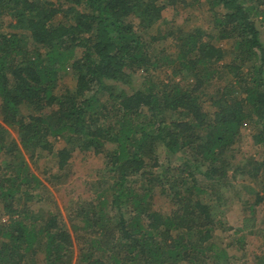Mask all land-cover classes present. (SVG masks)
Listing matches in <instances>:
<instances>
[{"label": "trees", "instance_id": "16d2710c", "mask_svg": "<svg viewBox=\"0 0 264 264\" xmlns=\"http://www.w3.org/2000/svg\"><path fill=\"white\" fill-rule=\"evenodd\" d=\"M183 4L0 0V264H232L214 241L232 226L214 207L236 181L256 188L244 210L264 201V0H207L210 30L148 33L162 8ZM168 36L172 53L155 44ZM163 67L191 81L153 82ZM249 122L261 156L235 163ZM182 149L189 158L170 165ZM89 153L104 154L112 182L65 213L35 208L46 182ZM40 154L54 155L56 173L34 171ZM259 227L254 264H264Z\"/></svg>", "mask_w": 264, "mask_h": 264}, {"label": "rangeland", "instance_id": "374dc122", "mask_svg": "<svg viewBox=\"0 0 264 264\" xmlns=\"http://www.w3.org/2000/svg\"><path fill=\"white\" fill-rule=\"evenodd\" d=\"M55 1V0H53ZM162 19L164 21H158L154 27L148 32L151 34H162L167 30H172L177 27L183 30H190L192 28L200 27L210 30V14L208 11L207 0H186V4L181 5H168L161 9ZM11 30L5 25L2 26L1 30ZM22 36L26 35V31H17ZM146 33V32H145ZM147 38V36H145ZM264 39V33H262ZM174 38L168 36L166 40L159 41L156 44V48H163L166 53H172L175 48L172 44ZM218 45L223 48H228L229 43L226 41H218ZM156 49V50H157ZM134 74L131 82L128 85L129 88H137L141 85L142 76L141 74ZM173 74L168 67H163L160 71L155 73L153 82H168L169 76L174 81H178L181 85H186L191 81V77L186 72H180V74ZM226 79V75L224 77ZM62 82L70 87L74 85V79L66 75L62 78ZM205 107L209 108L208 101L204 100ZM254 126L249 123L242 125L241 134L238 141L233 145L235 150V163L243 162L248 157L259 158L261 156V147L253 142L252 133L255 131ZM15 131L10 130L8 134V140L15 137ZM56 148L62 147L65 142L61 138H55L52 140ZM8 155L2 153L0 155V162L7 160ZM189 158V153L184 149L180 150L176 154L169 155V164L172 166L180 164L185 159ZM104 154L103 153H89L83 157H75L70 162L68 167H65L58 171L61 174L60 179L55 180L52 178L49 182H46V187L42 190L43 201L36 202L35 208L39 207L42 211H46L49 207L55 209L58 207L63 213L64 208L71 206L74 200H83L91 198L94 195L97 187L102 189L107 187L112 180L105 174L104 169ZM36 169L34 171L44 176V170L47 174L57 171L56 164L54 161V155L40 154L36 159ZM96 181H101V184H97ZM234 188L236 194L230 192L225 195L229 197V200L222 205L214 207V210L219 211L221 220L225 226H232L231 229L222 231L215 230L214 241L217 245L223 248L229 260L232 264H238L239 261L243 260L245 263L254 264L253 250L262 241L261 236L257 231L264 225V201L254 206V211L251 213L246 208L248 202L253 200V193L255 192L254 183H246L236 181ZM72 208V206H71ZM246 212V213H245ZM2 213L0 209V214ZM45 215V214H44ZM43 215V216H44ZM6 217V215H4ZM246 219L244 223L243 219ZM252 227H249V226ZM252 228V231L248 229ZM234 229H241V233L245 236L244 248H237L236 243L232 240V231ZM212 258V256H211ZM210 258V259H211Z\"/></svg>", "mask_w": 264, "mask_h": 264}]
</instances>
